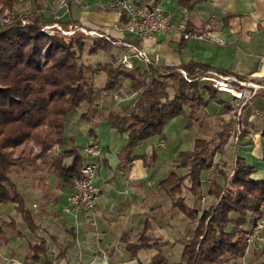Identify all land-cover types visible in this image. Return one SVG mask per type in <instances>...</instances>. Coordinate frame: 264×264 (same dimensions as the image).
Returning a JSON list of instances; mask_svg holds the SVG:
<instances>
[{
	"label": "crops",
	"instance_id": "obj_1",
	"mask_svg": "<svg viewBox=\"0 0 264 264\" xmlns=\"http://www.w3.org/2000/svg\"><path fill=\"white\" fill-rule=\"evenodd\" d=\"M111 2L15 0L13 10L41 16L47 24L73 23L89 31H106L114 39L136 42L157 66L178 68L198 63L238 78L257 81L264 77V0H190L185 4L179 0H145L147 4H158L173 22H183L189 30L208 33L211 37L184 40L179 34L168 32L143 42L115 31L121 24L120 12L108 7ZM115 49L111 54L118 60L125 49ZM108 54L103 56V62ZM142 65L141 60L132 58V66ZM117 94L121 101L113 98L115 93L107 94L101 107L117 109L135 99L132 94ZM227 96L215 93L190 123L188 116L169 120L162 137L148 138L135 148L132 162L120 155L127 142L126 134L99 122L93 129V140L88 134L89 126L82 120L87 108L81 106L72 111L64 125L63 146H80L79 139L85 137V144L98 143L103 153L94 179V185L100 189L95 213L91 216L68 206L71 188H62L50 167V159L60 151L57 147L43 159L18 162L11 179L31 217L33 229L24 224L13 205H0V264H151L159 252L167 263H179L187 223L172 207L170 187L163 188L160 183L172 174L179 179L173 183L180 186L178 196L187 205L198 209L209 205L212 198L207 195L206 181L201 182L199 198L188 194L190 181L186 169L180 167V155L191 152L196 139H206L204 131L212 136L213 145L227 139V130L232 125L231 98L228 96L227 100ZM258 96L261 100L256 96L242 112L240 145L233 150L225 144L214 157V162L222 160L228 167L235 158L241 159L253 168L250 178L255 182L264 180V95ZM172 125L175 128L167 135ZM250 134H255L253 140L249 139ZM160 141L163 147H159ZM82 154L87 162L83 150ZM70 161L65 159L64 163ZM66 207L69 211H65ZM262 211L264 216V208ZM143 234L149 246L133 257L127 246L137 245ZM39 242L44 243L45 253L37 261L26 260L30 247Z\"/></svg>",
	"mask_w": 264,
	"mask_h": 264
},
{
	"label": "trees",
	"instance_id": "obj_2",
	"mask_svg": "<svg viewBox=\"0 0 264 264\" xmlns=\"http://www.w3.org/2000/svg\"><path fill=\"white\" fill-rule=\"evenodd\" d=\"M189 1L179 0L181 4ZM14 5L15 0H0V12L8 10L12 17L6 25L0 22V205H13L32 230L31 217L11 179L13 168L24 160L43 159L57 147L60 151L50 159L52 174L62 188L72 189L86 163L83 148L63 146L64 125L72 111L87 108L82 120L89 126L93 140V129L99 122L126 134L120 155L132 162L139 144L154 136L162 137L166 123L174 117L188 116L189 123L193 121L216 92L198 81L214 71L205 65L188 63L165 68L150 61L126 71L111 53L131 41L85 35L73 23L47 24L36 14H19L13 10ZM120 21V26L126 22L123 13ZM53 23L63 29L72 27L74 33L64 36L53 29L45 30ZM132 44L137 46L136 42ZM98 53H103L102 59L110 54L105 62L86 59ZM95 76L104 78L99 88L91 81ZM199 84L208 92V99L199 93ZM112 93L134 94L135 99L117 109L101 107L103 97ZM212 141L196 139L192 151L180 155V167L186 169L190 181L188 194L199 198L201 182L206 181L207 195L212 198L208 206L198 209L187 205L178 196L180 186L173 183L179 179L172 174L160 183L163 188L170 187L172 207L192 224L191 238L184 244L177 264H232L245 256V234L258 218L264 217V180H251L253 168L239 158L229 167L222 160L214 162L227 139L218 145ZM65 159L70 163L65 164ZM148 241L143 234L137 245L127 246L131 256L148 247ZM252 246L256 250L257 241ZM30 250L26 260L37 261L45 253V245L39 242ZM151 264L169 263L159 252Z\"/></svg>",
	"mask_w": 264,
	"mask_h": 264
},
{
	"label": "built area",
	"instance_id": "obj_3",
	"mask_svg": "<svg viewBox=\"0 0 264 264\" xmlns=\"http://www.w3.org/2000/svg\"><path fill=\"white\" fill-rule=\"evenodd\" d=\"M78 2V0H73ZM110 9L123 13L126 22L122 26H117L115 31L120 34H129L134 36L139 42H143L157 34L173 32L179 34L182 39H202L208 40L211 36L208 33H197L189 30L183 22H173L156 3H146L145 0H112L108 6ZM105 9L104 6H100ZM3 18L0 19L2 25L9 23L10 13L5 10ZM25 24V21H22ZM53 29L61 35L70 36L74 33L72 27L63 29L59 24L53 23L51 26H45V30ZM78 30L90 36H109L106 31H89L85 28ZM224 44L223 41H219ZM124 53L118 59L122 68L126 71L132 68V58H137L144 63H149L147 53L139 46L132 43H123ZM157 58V56H155ZM155 58V59H156ZM186 77V74L182 72ZM190 82V79H186ZM199 82L206 83L213 91L219 94L230 96L229 103L232 125L227 130V144L235 150L241 142L243 136V124L241 116L244 108L258 95H264V77L257 81L251 79L238 78L236 76L221 74L210 71L198 78ZM132 97L134 94L131 95ZM116 101H121L117 94L113 96ZM252 118L249 117V120ZM249 139L253 140L255 134H250ZM159 147H163V142H159ZM87 156V162L80 170L79 179L75 181L68 198V206L75 211H83L93 216L95 213L96 201L100 196V189L94 185L95 175L103 157L101 146L98 143H92L83 148ZM209 170H212L210 167ZM232 173L230 174V176ZM69 207L65 211H69ZM94 224V222H92ZM264 232V217L258 218L249 231L245 234L247 246H252L254 241L260 239V234Z\"/></svg>",
	"mask_w": 264,
	"mask_h": 264
},
{
	"label": "rangeland",
	"instance_id": "obj_4",
	"mask_svg": "<svg viewBox=\"0 0 264 264\" xmlns=\"http://www.w3.org/2000/svg\"><path fill=\"white\" fill-rule=\"evenodd\" d=\"M101 6H103V5H101ZM5 11H3V12H0V19L1 18H3V13H4ZM113 51H117V49H113ZM102 54L103 53H98L97 55H91V56H86V59L89 61V62H103L102 61ZM85 59V60H86ZM86 60V61H87ZM90 77V76H89ZM99 78H101V81H100V79ZM91 81H93L92 83H93V85L96 87V88H99V87H101L102 85H103V83H104V78L102 77V76H95V79L94 80H91ZM101 82H102V84H101ZM123 83L124 84H126L127 83V81H123ZM201 91H200V94H201V96L206 100V99H208V94H207V92H206V90L205 89H200ZM171 93H172V91H171ZM258 97V99L257 100H261L260 98H262V97H260V96H257ZM256 97V98H257ZM227 100L229 99V97L227 96V97H225ZM111 100V99H110ZM109 100V101H110ZM212 102H214V101H212ZM214 104V103H213ZM173 128H175V127H173V125H172V127H171V129L168 131L167 130V135L169 134V133H171V130L173 129ZM205 133H207V138L206 139H210L212 136H208V132L207 131H204ZM190 133H191V135H194V129L192 130H190ZM173 136L174 135H176V132L175 133H173L172 134ZM199 138V137H198ZM79 144L78 145H80L79 147H81V148H84V147H86L87 146V144H85L86 143V138L85 137H83L81 140L79 139ZM13 171H15V170H13ZM204 194H206V190L204 191ZM206 202V201H205ZM204 205H205V203H204ZM186 223H187V229H186V231H187V236H186V240H185V242H184V244H186L188 241H189V239L191 238V230H192V224L190 223V222H187L186 221ZM261 238L259 239V240H257V249L255 250V248H253L254 246H249L248 248H247V251H246V254H245V256L243 257V258H240V259H236L235 261H233L232 262V264H264V232L263 233H261V236H260Z\"/></svg>",
	"mask_w": 264,
	"mask_h": 264
}]
</instances>
